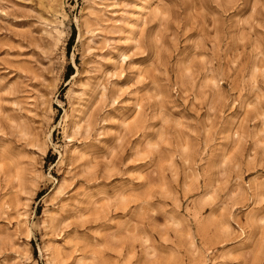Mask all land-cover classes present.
Instances as JSON below:
<instances>
[{
    "label": "rangeland",
    "instance_id": "374dc122",
    "mask_svg": "<svg viewBox=\"0 0 264 264\" xmlns=\"http://www.w3.org/2000/svg\"><path fill=\"white\" fill-rule=\"evenodd\" d=\"M0 264H264V0H0Z\"/></svg>",
    "mask_w": 264,
    "mask_h": 264
},
{
    "label": "trees",
    "instance_id": "16d2710c",
    "mask_svg": "<svg viewBox=\"0 0 264 264\" xmlns=\"http://www.w3.org/2000/svg\"><path fill=\"white\" fill-rule=\"evenodd\" d=\"M74 38H75V30L72 32V35L67 43V50H68V53L70 52L71 50V47H72V44L74 42ZM73 73V67L71 65L68 66L67 68V71H66V79H68L70 77V75Z\"/></svg>",
    "mask_w": 264,
    "mask_h": 264
}]
</instances>
